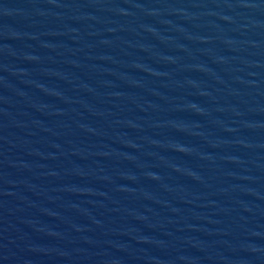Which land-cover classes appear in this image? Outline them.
<instances>
[{
	"label": "water",
	"instance_id": "obj_1",
	"mask_svg": "<svg viewBox=\"0 0 264 264\" xmlns=\"http://www.w3.org/2000/svg\"><path fill=\"white\" fill-rule=\"evenodd\" d=\"M264 86V0H0V264H69Z\"/></svg>",
	"mask_w": 264,
	"mask_h": 264
}]
</instances>
